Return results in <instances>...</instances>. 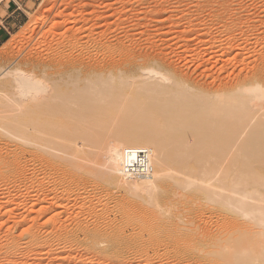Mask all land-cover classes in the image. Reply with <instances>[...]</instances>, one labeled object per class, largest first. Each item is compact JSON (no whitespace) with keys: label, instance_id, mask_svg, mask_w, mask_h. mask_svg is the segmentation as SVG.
<instances>
[{"label":"rangeland","instance_id":"obj_1","mask_svg":"<svg viewBox=\"0 0 264 264\" xmlns=\"http://www.w3.org/2000/svg\"><path fill=\"white\" fill-rule=\"evenodd\" d=\"M0 20L5 25L0 39V108L14 99L16 84L43 77L55 70L53 66L62 59L65 77L56 79L63 84V104L71 97L76 99L73 104L80 103L75 106L69 101L63 105L58 101L61 104L53 119L54 115L49 117L47 111L39 114L43 120L51 118V124L48 120L45 125H54L51 129L54 127L57 133L46 150H38L33 143L31 146L32 141L11 134L9 122L0 121V264L255 263L251 255L216 251V244L225 246L224 240L236 224L226 217L228 211L218 214L211 208L212 202L210 207L203 198L196 203L186 198L200 193L186 186L191 181L188 173L198 178L196 181L218 175L214 158L202 165L193 157L197 154L193 145L184 147L187 139H183L181 144L180 140L174 143L184 157L181 173L156 167L157 156L154 169L151 160L156 154L152 155L149 144L146 150L150 155L141 156L145 149L139 155L149 160L153 171L139 180L143 182L145 178V182L151 177L150 186L160 188L163 198L156 200L160 204L156 208L154 196L148 197L126 184L130 181L123 178L124 165H120L132 161L135 168L138 161L135 155L131 157L138 155L134 149L138 140L131 142V135L145 126L154 128L155 124L144 123L141 118L116 122L106 116V121L92 126L90 114L95 110L86 102L91 97L88 99L86 94L91 95L90 89L96 85L99 89L109 86L112 76L117 78L110 85L117 86L130 76V80H137L146 69L161 67L170 70H165L168 76L175 73L177 78L171 75L173 80L190 78L193 85H206L214 93L220 88L223 96L258 77L264 83V0H0ZM72 71L78 74L76 82L73 79L77 76L68 75ZM70 80L74 85L67 83ZM55 91L49 87L43 94L48 97ZM151 91L147 96L157 92ZM261 102L264 104V98ZM70 124V129L85 130L83 136L76 132L73 145L78 150L75 159L79 164L73 166L67 164L66 153L54 151L66 138L64 128ZM163 130L167 128L161 127ZM89 134L97 138L101 135V145H109L113 152L117 149L119 156L113 152L106 156L118 157L112 161L122 166L118 171L117 162H113L118 172L112 171L111 177L104 174L111 162L101 164L103 174L99 173L100 166L96 173L85 168L83 160L88 153L80 149L86 147L85 137L89 138ZM219 141L208 140L211 145ZM209 143L205 146L211 148ZM123 149H131V157L125 159L129 153L123 155ZM247 159L250 158H243L249 163L251 159ZM207 163L211 164L209 168ZM166 208L169 216L160 222L156 213Z\"/></svg>","mask_w":264,"mask_h":264},{"label":"bare ground","instance_id":"obj_2","mask_svg":"<svg viewBox=\"0 0 264 264\" xmlns=\"http://www.w3.org/2000/svg\"><path fill=\"white\" fill-rule=\"evenodd\" d=\"M63 63L64 62L62 59L58 64L56 63V65L53 66V69L55 70L49 73L47 72L43 77L27 79L22 81L21 83L16 84V86L14 87V90L16 91H14V99L11 102L7 103L5 107H2V109L0 108V113H2V115H0V121L4 120L9 122V126H11L9 132L11 134H14L15 136H22L24 140L28 141L29 143L32 141L31 146L33 143V147L38 150H46V148H48L50 144L52 145L55 140L54 136L56 132L53 130L54 127L51 129V127L54 125L50 126V128L48 125L51 124V118L49 119V117L51 115H54L53 117L51 116L52 119L56 117V111L59 109V104H61L58 101L62 102L63 104L62 100L64 97L62 95L64 94V92L61 90L63 84L60 83V79H56V77L58 76L65 77V73L61 69V64ZM54 64L55 62L53 63V65ZM51 66L52 65H50V67ZM161 66L162 65L158 67ZM147 67L149 68V66ZM147 67H145V69ZM152 67L153 66H151L150 68ZM62 68H64V65ZM165 70L162 67L160 69H146L144 70L145 72H142V77L138 79L136 78L137 80H135V77L133 80H130V76V79H125L124 81L121 80V83L119 85L116 84L117 86L110 85L113 82V79H115L114 77H116H113L110 73L113 79L109 78L110 81L112 80L109 86L106 83L107 86L105 88L99 89L97 88L99 86L94 84L96 85V87L94 85L93 86L95 88L92 89L91 87V95H89L88 93L86 94L88 95L87 98L91 96L90 100L86 102H89L88 105H92L95 110V113L90 114L92 117L90 119L92 126L95 124H99L102 121H106L108 117L113 118L115 121L125 119L132 120L135 118L137 120L138 118H141L144 120V123L151 122L155 124L154 128H148L147 126H145L140 131H137L139 133H132V139L129 137V140L131 139V142L134 139L138 140V146L134 148L136 149L138 155L132 154L131 149L130 151L128 150L129 152L126 151L127 149H123L126 152H124L123 155L129 153L127 156L125 155V159L128 156L131 157L130 154H132L131 158H133V155H135L138 161L136 162L138 164V167L140 166V170H142V166L148 167V172H139L135 174L130 173L129 171H131V167H133L131 164L132 161H129V164L125 161V164H123L122 162V164L120 165H124L123 167L121 166L123 169L121 171L123 173V178H125L124 176H126V179L130 181L129 183L126 182V184H129V186L134 190L147 194L148 197L154 196L155 198H153V202H155V204H153L156 208L160 207V204H158L156 200L163 198L158 191L160 188L150 186L151 182L149 181H151V177L149 178V180H145V182V178L142 179L143 182H140L139 179H141V177L143 178V176L145 175H150L149 173L150 171H153L152 168H154V165L157 161L158 164H156L155 166L158 168L160 167L159 169H174V171L181 173L179 171V168H181V163L184 157L179 154L181 153L182 149L180 150V147H176V144L174 143H177V141L179 142L180 140L179 143L181 144L183 139H187L184 140L183 144H185V146H183L190 147L191 145H193V150L197 151V154L193 157L196 159V161L202 162V165L207 161L209 163L214 158L215 168L220 170L218 175L213 176L212 174H210V176L212 175L213 177L207 176L209 177L208 179L207 177H205V175H203L206 180L202 179L201 181L200 179V183L199 181H196L198 178L195 180V177L193 178V175L188 173L187 176L191 181H187L186 186L189 188L195 187L197 190H199L200 193H196L193 195L188 194L186 198L190 203H194L196 200L203 198L206 202H208V205L210 207V202H212L214 206H212L211 208L215 209L218 214L224 211H228V215L226 217L231 219L234 224L236 223L230 233V236L226 237L224 240L225 242H227L225 246L216 244L217 252H221L223 250H233L236 254L251 255L252 257L247 256L246 258H252L251 261H254L257 264H260V262L262 261L264 262V104L261 102V100L264 98V83L261 82L262 78L260 77V81H258V77V80L255 78L254 80H249L247 82L241 83L242 86L241 84V87L237 85V87L240 88L234 90V92L233 90L231 93L223 92L224 96L221 94L222 91H220L219 88L221 96H217L216 94L220 95L218 93L219 91L217 93H214V91L210 90L211 87L207 88L208 86L205 87L206 85L203 87L195 86L196 83L195 85H193L194 83L189 80L190 78H178L177 80H173L172 77L175 76V73L171 74L173 76H168L167 73L170 70L167 69V73H165ZM76 74L77 72L75 73L74 71L69 72L68 74L70 77L77 76V78L74 77V82H76V80L79 78L78 74ZM68 75L67 77L70 78ZM85 78L87 79V76ZM99 78H97L98 81H101V79ZM74 82L70 80V82L67 83L69 85H74ZM84 86L85 85H83V87ZM149 86H152V88L154 89H150ZM49 87L53 88L56 91L47 97L43 93ZM224 87L226 86L223 85V89ZM84 89L86 88L84 87ZM155 89L157 92H155V95L153 93L154 96H147V92ZM224 90L228 91L227 89ZM226 93L227 95H225ZM129 96L131 97L129 98ZM87 98L85 96L86 100L89 99ZM67 100L68 99H66V101ZM66 101L63 105H67L68 103H70L69 101H72L71 104H73L75 103L76 99L74 101V98L71 97L70 100H68L67 102ZM100 102H102V106L98 105ZM77 104L73 105L76 106ZM74 110L76 111V109ZM42 111H47V114H50L48 115L49 117L47 116L48 119H41L39 114ZM70 114H74V112ZM27 115L30 116V119L25 120L24 116ZM86 115L88 116V114ZM66 116L67 115H65L64 117ZM80 116H82V114H80ZM106 116L107 118H105ZM48 120L50 123L46 126L45 123H48ZM67 120V123H70L68 118ZM73 120L74 119L71 118V122ZM81 121L82 120H80V122ZM74 123L76 125L77 121ZM71 124L70 126L66 125L69 130L67 128H64L63 135L67 136L66 138H62L63 141L61 140V145L59 148L55 149L54 147V151H63V153H66L67 164L73 166L79 164V161L75 159V155H77L78 151H75L76 146L74 147V143L77 141L75 139V136H78L79 134L82 135L85 130L79 131L80 129H78V131H75L76 128L70 129L74 125L72 124L71 126ZM76 126L78 127L80 125ZM161 127H165L167 128V130L161 131ZM66 129L67 131L65 132ZM51 132L54 135H51ZM76 132H79L78 135L76 134ZM120 133H122L123 135V132ZM33 134H35V136ZM31 135L34 137H30ZM89 135V138L84 136L87 142L86 147L80 149L81 153L82 151H86L88 153V156H85L86 160H83L82 158L80 159L86 161L85 168L88 171L90 170L93 173H96L100 168L101 171H99V173L102 172L103 174L101 168L103 165L101 166V164H104L105 162H111L112 164L114 162L112 160L118 159V157H113L111 159L108 156L109 158L107 159L106 156L113 152L111 151L112 148L110 150L109 145L100 144L102 143L100 140L102 138L101 135L98 134V137L100 136V138L91 136V134ZM93 135H95L94 132ZM51 136L54 137V139ZM127 136L128 135L126 134V137ZM122 138V140H124V137ZM213 139L220 140L219 142L214 143L215 145L213 144L215 147L211 145L212 143H209ZM185 141H187V144L189 145H186ZM206 143H209V145H211V148L207 147L208 145L205 146ZM98 144H100L101 146ZM112 144L115 145L116 143ZM149 144H151V149L153 150L152 151L149 149V151H152V155L154 153L156 154L154 155L155 158L152 157L153 159L151 160V162H153L154 159H157L156 156L158 157V160H156L155 163H152V168L151 165L147 163L149 162V160L146 161L147 156H145L150 155V153H148V150H146L150 146ZM116 150L113 153H116V155H118V152H116ZM143 150L146 152H144V155L141 156H144L146 158H142L139 155L142 154ZM101 151L103 152L101 153ZM178 151L180 152L178 153ZM220 155L221 157L219 158ZM246 156L251 159L249 163L243 160V158H245ZM150 158L151 157L149 156V159ZM116 162L117 160L114 163ZM114 163L108 170L105 168L104 174L107 177H111L112 171H117L116 168L113 167L115 165ZM133 163V165H135V161ZM127 164L128 167L125 166ZM120 165H118L119 167H117L119 169L118 171H120L121 169ZM136 165L135 168L133 167L134 169L138 168L136 167ZM210 166L208 164L207 168H209ZM154 173L157 174L158 172ZM164 209L156 213V217H158L160 222H162L164 217L169 216L166 213V211H168V208H166L167 210ZM254 237L255 239H249Z\"/></svg>","mask_w":264,"mask_h":264},{"label":"built area","instance_id":"obj_3","mask_svg":"<svg viewBox=\"0 0 264 264\" xmlns=\"http://www.w3.org/2000/svg\"><path fill=\"white\" fill-rule=\"evenodd\" d=\"M148 167H143L142 166V170H140V166L137 168V169H134L133 167H131V171H129L130 173H132V174H135V173H139V172H142V173H144V172H148V169H147ZM137 171V172H136Z\"/></svg>","mask_w":264,"mask_h":264},{"label":"crops","instance_id":"obj_4","mask_svg":"<svg viewBox=\"0 0 264 264\" xmlns=\"http://www.w3.org/2000/svg\"><path fill=\"white\" fill-rule=\"evenodd\" d=\"M3 27H5L4 21L0 20V39L3 37V34H5Z\"/></svg>","mask_w":264,"mask_h":264}]
</instances>
